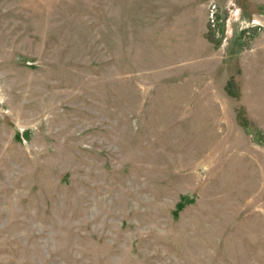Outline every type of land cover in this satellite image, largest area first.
Listing matches in <instances>:
<instances>
[{
    "label": "rangeland",
    "instance_id": "rangeland-1",
    "mask_svg": "<svg viewBox=\"0 0 264 264\" xmlns=\"http://www.w3.org/2000/svg\"><path fill=\"white\" fill-rule=\"evenodd\" d=\"M0 264H264V0H0Z\"/></svg>",
    "mask_w": 264,
    "mask_h": 264
}]
</instances>
